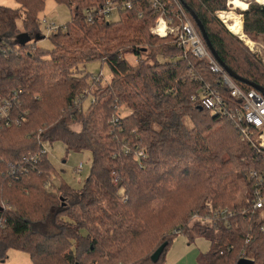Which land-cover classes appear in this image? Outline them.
Wrapping results in <instances>:
<instances>
[{
  "label": "trees",
  "instance_id": "16d2710c",
  "mask_svg": "<svg viewBox=\"0 0 264 264\" xmlns=\"http://www.w3.org/2000/svg\"><path fill=\"white\" fill-rule=\"evenodd\" d=\"M15 1L19 8L0 7V101L10 102L11 120L21 121L0 130V262L15 249L27 252L32 264H161L181 229L190 242L210 241L200 263L247 258L264 264V237L236 204L239 171L263 170L260 155L240 138L241 124L199 105L209 86L233 109L239 106L223 75L185 55L175 40L153 43L149 29L157 16L146 1L116 22L89 23L85 11L106 0H54L72 19L48 37L50 50L36 43L46 0ZM181 1L224 66L264 89L262 59L216 16L228 10L227 2ZM243 16L248 37L264 36L263 6L252 2ZM21 34L31 43L19 45ZM94 61L112 72L105 86L101 76L81 69ZM119 109L124 116L115 123ZM54 142L91 154V174L78 191L44 153L45 143ZM52 176L60 179L57 188ZM224 209L230 213L209 226L192 223L194 215ZM163 245L159 262H152Z\"/></svg>",
  "mask_w": 264,
  "mask_h": 264
},
{
  "label": "built area",
  "instance_id": "2783aa9c",
  "mask_svg": "<svg viewBox=\"0 0 264 264\" xmlns=\"http://www.w3.org/2000/svg\"><path fill=\"white\" fill-rule=\"evenodd\" d=\"M146 1L152 12L157 16L154 25L149 29V36L154 40H163L166 42L176 41L178 47L181 48L185 55L192 54L196 58L209 63L213 67L216 73L223 75L224 84L229 90V96L233 100L239 102V106L233 109L226 100L218 94L211 87L205 86L199 97V105L201 108L211 111L213 115L227 117L234 122L241 124L240 126V138L244 143L250 145L260 155L259 162L264 166V94L259 93L255 89H251L248 92L243 90L235 80H232L226 73L224 67L216 61L213 54L208 49L205 39L202 38L201 33L193 23L190 12L186 10L181 0H106L101 9L89 8L85 11L86 18L89 23H94L96 19L105 18L113 15L120 14L124 11H130L136 2ZM246 4V10L250 3L255 2L257 5L264 7V0H241ZM227 11H218L216 13L217 18L224 24L230 34L239 38L245 46H247L250 52L256 56L261 53L260 45L257 41L248 37L244 33V25L242 27L241 35H236L232 32L224 20L221 19L222 15L228 13H235L238 17H242L245 11L241 9H232L231 3L227 0ZM241 12V13H240ZM45 30V37H49L54 33H58L59 30H66L65 26H58L54 22L44 19L40 24ZM264 64V58H262ZM81 100L77 99V104ZM13 105L7 100L0 101V130L10 128L16 124L19 126L20 119L11 120V111ZM124 116L121 109L118 111V115L114 118V122L118 123ZM44 153H47L44 148ZM83 165L81 164L76 172L81 171ZM11 170L15 172V168L11 167ZM241 181H244V187L246 192V198L241 205V211L250 223L254 224L260 235L264 237V169L256 170L251 169L249 172H244L241 177ZM230 212L226 209L221 212L215 213L211 216L194 215L192 222H201L203 225L209 226L214 219H217L224 214ZM230 216L234 217L235 213H231ZM181 229L175 230L174 233L182 235ZM248 242V241H247Z\"/></svg>",
  "mask_w": 264,
  "mask_h": 264
},
{
  "label": "rangeland",
  "instance_id": "374dc122",
  "mask_svg": "<svg viewBox=\"0 0 264 264\" xmlns=\"http://www.w3.org/2000/svg\"><path fill=\"white\" fill-rule=\"evenodd\" d=\"M225 1L227 2V0H225ZM1 6H5L8 8H12V9L20 7L18 2H16L15 0H0V7ZM189 14H190V16H192L191 13H189ZM39 15H40L39 16V23L40 24L46 18L49 21L54 22L58 26H65V28H66V24L71 22V19H72V14L70 12V9L65 5L57 4L54 0H46L44 10ZM118 18H119V14L116 13V14H113V15L107 17V21L108 22H116V20H118ZM18 28H19V30H22V32H25L23 30V21L22 20H20L18 22ZM39 28L41 30L40 36L44 37L45 36L44 35L45 30H44L43 26L40 25ZM150 40L153 43H157V44L166 42L163 40H160V41L154 40L153 38L152 39L150 38ZM257 42L260 45V49H262L261 53H258L257 56L259 59H262V58H264V36H260V38L257 40ZM36 43L38 44V46L40 48H43V49H49L50 50L53 47V45L51 44L48 37H45V39H42ZM244 46H245V44H244ZM245 47H247V46H245ZM248 50H249V48H248ZM128 60L132 64V63H135L136 58H135V56H132V57H129ZM81 69L86 71V74L90 73L94 77L101 76V81H102L103 86L108 84V82H110V80L112 78V72L110 71V68H109L107 63H102V62H98V61L89 62V64L85 65ZM226 73H227V71H226ZM232 80H234V79H232ZM91 101H92V96L90 95L87 99H85L84 109H88ZM44 148H45L46 152L48 153V157H49V159H51V162H52L53 166L55 167L57 173L60 174V178L65 183H67L69 187H71L72 189H74L76 191L83 188L84 183L86 182V180L89 178V176L91 174V172H90L91 168H92L91 154L89 152H86V151H84V152H69V151H67L65 144H62L61 142H54L52 144L45 143ZM81 164L83 165L82 170L79 172H76V170L78 169V167ZM242 174H243V172L239 171L238 180L240 183H239V190L237 191V194H236V196H237L236 197V204L242 203V201L246 198L247 190H245V187L243 185L244 181L242 182L240 179ZM50 180H51V183L53 184V188H54V186L56 187V185L58 186V184L60 183V179L57 176H55V177L52 176V178ZM51 190H53V189H51ZM54 192H56V189L54 190ZM194 222H192V223H194ZM184 237H185L184 235L178 236L175 239V243L173 245H175L177 243V241H182ZM196 240H198V238ZM204 240L196 241L195 245L196 246L200 245V247L202 246L203 252L205 253L206 251L209 250L210 241H207L208 242L207 243ZM174 249H176V248H174ZM174 249L173 250L170 249L171 250L170 253L167 251L168 253L166 255H169L168 258H171V257L173 258L176 255L177 256L181 255V251L179 249H176L177 254L174 253ZM186 261L189 262V260H184L181 264H184V262H186ZM0 264H3V263L0 262ZM4 264H32V260L30 258V255L27 252H25V251L22 252L19 250L12 249L9 251L7 262ZM199 264H205V263L199 262Z\"/></svg>",
  "mask_w": 264,
  "mask_h": 264
},
{
  "label": "water",
  "instance_id": "95a60500",
  "mask_svg": "<svg viewBox=\"0 0 264 264\" xmlns=\"http://www.w3.org/2000/svg\"><path fill=\"white\" fill-rule=\"evenodd\" d=\"M190 11V10H189ZM193 19H194V22L195 24L198 26L199 28V31L202 35V38L205 39L206 41V44L208 46V49L210 50V52L213 54L214 58L216 59L217 62H219V64L224 67V69L227 71V73L229 74V76L236 80V81H239L241 83H244V84H250L251 87L253 89H255L256 91H258L259 93L263 94L264 93V89L255 85V84H252L248 81H245L243 79H241L238 75H236L234 72H232L228 67H225L224 64L222 63V61L220 60L219 56L217 55V53L214 52V49L212 48V45H211V42H210V39H208V36H207V33L205 31V28L203 25L200 24L199 20L197 19L196 15L190 11ZM42 39H44V37H42ZM40 38V40H42ZM32 41V37L29 36L28 34H21L18 38V44L21 45V46H26L28 43H31ZM166 248V245H163L162 247H160L153 255H152V262L154 263H158L160 258H161V255L163 254L164 250ZM238 264H255L254 261H251L247 258H242L239 260Z\"/></svg>",
  "mask_w": 264,
  "mask_h": 264
},
{
  "label": "crops",
  "instance_id": "0c3cea01",
  "mask_svg": "<svg viewBox=\"0 0 264 264\" xmlns=\"http://www.w3.org/2000/svg\"><path fill=\"white\" fill-rule=\"evenodd\" d=\"M197 238L198 240H204L203 238H200V237H197ZM197 238H195L194 241L190 242L189 240H187L186 237H184L182 241H177V243L173 245L175 243V239H174V243L172 244L170 249L171 250H173L174 248L179 249L181 251V255L180 256L176 255L177 257L175 256L173 258L172 257L168 258L169 255H167L166 259L161 264H181L184 260H189V262L186 261L184 262V264H199L200 256L202 254H205L207 251L204 253L202 246L200 247V245L199 246L195 245V242L198 241L196 240ZM204 241L207 242V240H204ZM170 249L168 250L169 253L171 252ZM176 249H174L175 254H177Z\"/></svg>",
  "mask_w": 264,
  "mask_h": 264
},
{
  "label": "bare ground",
  "instance_id": "6f19581e",
  "mask_svg": "<svg viewBox=\"0 0 264 264\" xmlns=\"http://www.w3.org/2000/svg\"><path fill=\"white\" fill-rule=\"evenodd\" d=\"M231 3L232 9H241L246 10V4L241 0H229ZM222 20L229 24L230 29L236 35H241L242 27L244 25L242 17H238L235 13L231 12L225 15H222Z\"/></svg>",
  "mask_w": 264,
  "mask_h": 264
}]
</instances>
